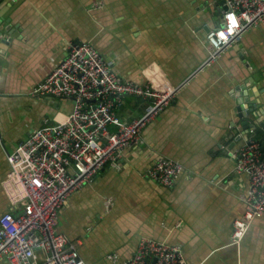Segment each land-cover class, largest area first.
Returning a JSON list of instances; mask_svg holds the SVG:
<instances>
[{"label": "crops", "instance_id": "obj_1", "mask_svg": "<svg viewBox=\"0 0 264 264\" xmlns=\"http://www.w3.org/2000/svg\"><path fill=\"white\" fill-rule=\"evenodd\" d=\"M224 9V0H0V215L11 208L7 153L72 109L71 99L35 88L73 42L87 40L125 79L183 85L143 127L141 144L69 195L58 231L79 239L87 264H119L143 235L179 244L189 264H264V214L231 242L249 180L230 154L264 128V21L202 66L205 34ZM145 105L127 95L117 113L131 120ZM161 157L182 164L172 186L148 173Z\"/></svg>", "mask_w": 264, "mask_h": 264}, {"label": "built area", "instance_id": "obj_2", "mask_svg": "<svg viewBox=\"0 0 264 264\" xmlns=\"http://www.w3.org/2000/svg\"><path fill=\"white\" fill-rule=\"evenodd\" d=\"M224 2L222 23L205 34L202 66L216 61L245 30L264 21V0ZM181 85L165 88L125 79L90 41L73 42L35 88L43 95L71 99L72 109L57 122L32 129L7 153L10 169L2 186L11 208L0 215V258L9 264H87L79 256V239L57 229L60 208L105 164L117 167L127 147L143 142V127L172 101ZM127 95L146 100L142 113L131 120L117 113ZM230 154L235 171L246 173L249 180L243 214L233 220L231 242L236 243L249 223L264 214V156L253 137ZM181 171L182 164L168 157L158 158L148 169L163 186H172ZM119 264L189 263L179 244L143 235L131 256Z\"/></svg>", "mask_w": 264, "mask_h": 264}, {"label": "water", "instance_id": "obj_3", "mask_svg": "<svg viewBox=\"0 0 264 264\" xmlns=\"http://www.w3.org/2000/svg\"><path fill=\"white\" fill-rule=\"evenodd\" d=\"M245 94V92H243V95ZM246 96L245 97H243V99L242 100H246ZM251 102H252V100H251ZM242 106H239V109L241 108ZM252 108V107H251ZM250 108V109H251ZM250 109H249V111H250ZM238 114L240 115V117H245V115L247 114V113H244V112H242V111H240V112H238ZM245 122V121H244ZM244 125L245 126H247L246 125V123H244ZM264 127V126H263ZM256 133H259V131H255ZM261 133H262V135H261V137L258 139V141H259V143H260V147H261V151H262V155L264 156V128L261 130Z\"/></svg>", "mask_w": 264, "mask_h": 264}]
</instances>
